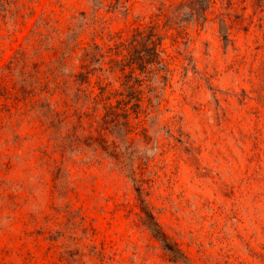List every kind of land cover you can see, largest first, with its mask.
<instances>
[{"label":"rangeland","instance_id":"obj_1","mask_svg":"<svg viewBox=\"0 0 264 264\" xmlns=\"http://www.w3.org/2000/svg\"><path fill=\"white\" fill-rule=\"evenodd\" d=\"M200 1L6 0L0 71L49 33V65L81 42L63 66L76 72L82 46L111 43L163 3L179 36L169 50L193 62L178 55L154 83L147 133L127 159L140 186L125 162L81 140L90 128L75 127V87L47 153L29 123L0 127V264H264V0H207L205 18L186 16ZM145 206L186 259L155 236Z\"/></svg>","mask_w":264,"mask_h":264},{"label":"trees","instance_id":"obj_2","mask_svg":"<svg viewBox=\"0 0 264 264\" xmlns=\"http://www.w3.org/2000/svg\"><path fill=\"white\" fill-rule=\"evenodd\" d=\"M94 1L96 5L103 4V0ZM200 2L201 6L192 7L185 15L192 19L196 16L197 19L205 18L207 0ZM4 3L6 0H0V8ZM177 11L178 8L174 11L175 18ZM174 28L170 7L163 3L148 20L114 34L111 43L103 45L94 41L82 46L80 70L69 73L63 69L66 59L81 46V42H74L73 37L65 42L58 64L54 61L49 65V59L42 55L43 51H49V33L41 37L31 52L18 49L0 71V127L12 130L29 123L33 129L32 138L39 132L47 136L48 142H42L38 147L47 153L49 129L58 134L71 116L68 96L69 90L75 87L74 110L71 111L77 118L75 127L86 130L87 124L90 128L81 140L96 145L113 159L125 162L129 166V176L140 186L137 169L127 159L134 152L131 149L136 135L147 133L145 123L154 111L153 99L158 96L154 83L157 80L163 82V77L171 71V61L178 55L183 56L188 69L193 62L187 50H178V55L169 50L166 41L169 37L173 44L179 42L177 34H169ZM55 94L60 95L59 99L51 102L50 98ZM55 140L57 147L64 151L66 145L61 136ZM145 213L155 236L175 257L181 255L186 259L178 244L169 239L146 206Z\"/></svg>","mask_w":264,"mask_h":264}]
</instances>
